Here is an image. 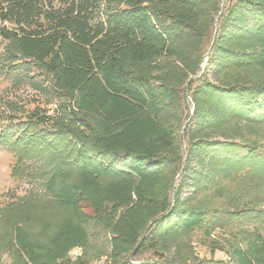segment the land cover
<instances>
[{
    "label": "trees",
    "instance_id": "trees-1",
    "mask_svg": "<svg viewBox=\"0 0 264 264\" xmlns=\"http://www.w3.org/2000/svg\"><path fill=\"white\" fill-rule=\"evenodd\" d=\"M0 24L10 62L57 102L37 124L59 157L45 190L69 210L36 232L14 220L11 264H65L91 224L112 264H225L190 256L188 237L216 228L200 198L224 197L263 139L264 0H0ZM228 244L226 264H264L258 231Z\"/></svg>",
    "mask_w": 264,
    "mask_h": 264
},
{
    "label": "rangeland",
    "instance_id": "rangeland-1",
    "mask_svg": "<svg viewBox=\"0 0 264 264\" xmlns=\"http://www.w3.org/2000/svg\"><path fill=\"white\" fill-rule=\"evenodd\" d=\"M8 44L0 37V239L6 242L0 264H11L9 232L14 220L32 224L31 231L36 232L42 224L52 225L69 215V210L56 206L45 190L48 174L59 157L57 151H48L47 140L54 131L47 133V126L37 124L44 114H52L57 102L54 100V104L46 105L45 99L31 88V82H41L38 76L41 72L22 61L11 63ZM185 106L184 115L190 116L192 106L189 99ZM41 136L46 137L41 140ZM262 136V141L256 143L251 164L243 166L233 174L231 181L221 185L224 187L220 195L224 197L212 199L210 194H206L200 198L211 209L219 211H216L217 217L212 218L216 228L209 231V237L205 236L203 229L194 230L189 235L190 256L226 264L229 262L230 234L255 230L264 237ZM211 216L210 213L207 218ZM204 228L211 230L209 224ZM88 233V246L72 249L65 264H112L107 258L109 232L98 224H91ZM211 240L220 242L222 251H212ZM146 259L153 260L150 254L133 260L141 262Z\"/></svg>",
    "mask_w": 264,
    "mask_h": 264
}]
</instances>
